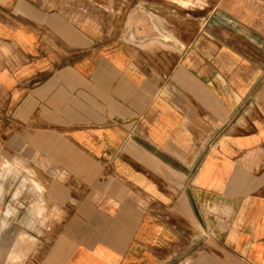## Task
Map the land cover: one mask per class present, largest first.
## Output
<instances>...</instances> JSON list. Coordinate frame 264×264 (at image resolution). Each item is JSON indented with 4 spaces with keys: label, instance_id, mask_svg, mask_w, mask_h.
<instances>
[{
    "label": "crops",
    "instance_id": "obj_1",
    "mask_svg": "<svg viewBox=\"0 0 264 264\" xmlns=\"http://www.w3.org/2000/svg\"><path fill=\"white\" fill-rule=\"evenodd\" d=\"M0 264H264V0H0Z\"/></svg>",
    "mask_w": 264,
    "mask_h": 264
}]
</instances>
